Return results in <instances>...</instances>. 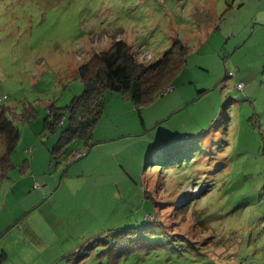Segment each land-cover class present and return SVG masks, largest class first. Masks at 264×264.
<instances>
[{
  "label": "rangeland",
  "instance_id": "1",
  "mask_svg": "<svg viewBox=\"0 0 264 264\" xmlns=\"http://www.w3.org/2000/svg\"><path fill=\"white\" fill-rule=\"evenodd\" d=\"M122 39L189 58L141 112L109 94L94 149L53 160L48 106ZM1 110L20 142L10 168L0 137V264H264V0H0Z\"/></svg>",
  "mask_w": 264,
  "mask_h": 264
},
{
  "label": "trees",
  "instance_id": "2",
  "mask_svg": "<svg viewBox=\"0 0 264 264\" xmlns=\"http://www.w3.org/2000/svg\"><path fill=\"white\" fill-rule=\"evenodd\" d=\"M189 52L187 44L176 39L161 59L143 63L135 49L122 39L107 50L93 54L75 72V80L85 87L84 93L64 108L48 106L45 130L50 134L61 131L57 144L50 150L52 159L74 162L94 149L95 130L103 119L109 94H120L140 112L165 96L185 67ZM7 111L1 110L0 137L7 142L3 161L13 168L11 155L20 142V134ZM178 156L177 153L162 157L158 165L172 164ZM133 234L131 230L120 231L117 236L122 241H132Z\"/></svg>",
  "mask_w": 264,
  "mask_h": 264
},
{
  "label": "built area",
  "instance_id": "3",
  "mask_svg": "<svg viewBox=\"0 0 264 264\" xmlns=\"http://www.w3.org/2000/svg\"><path fill=\"white\" fill-rule=\"evenodd\" d=\"M135 54H136V56H137V58L141 61V62H149V61H151V59H152V56H151V54H149V53H146L145 51H143V49L142 48H138V49H135ZM237 88L239 89V90H243L244 89V85L243 84H238L237 85ZM172 90V88H170L169 90H168V92H170ZM37 187H39V186H37Z\"/></svg>",
  "mask_w": 264,
  "mask_h": 264
}]
</instances>
